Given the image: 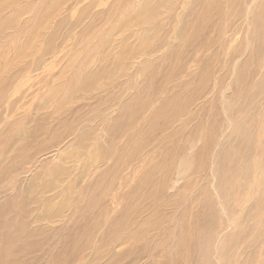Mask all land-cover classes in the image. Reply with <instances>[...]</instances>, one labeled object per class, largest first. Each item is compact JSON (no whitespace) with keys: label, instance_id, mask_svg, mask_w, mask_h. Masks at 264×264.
<instances>
[{"label":"rangeland","instance_id":"374dc122","mask_svg":"<svg viewBox=\"0 0 264 264\" xmlns=\"http://www.w3.org/2000/svg\"><path fill=\"white\" fill-rule=\"evenodd\" d=\"M13 1L4 0L0 8V23L10 14L16 15L17 18L10 28H0V66L3 60L11 61L14 58L15 49L19 43L29 40L30 28H33L39 11L43 12V0H20L16 4ZM111 1L70 0L65 2L62 0L64 5L40 31L34 50L24 56L25 58L20 60L19 64H15L19 65L16 69L13 70L12 65H8L5 68L6 72L0 78V203H5L10 197L17 199L20 194L15 201V208L16 210L21 208L23 193L26 192L30 180L34 177L38 178L36 183H41L50 176L58 177L56 178L58 182L63 183V187L58 189L59 193L71 187L72 194L78 198L71 206L70 202L69 205L62 207L67 198L60 197L55 203L53 202L46 217L43 221H39L40 224L35 223L39 213L38 208H41L38 205L35 210L37 213H34L35 217H32V225L29 229L31 233H35L43 228V231L38 232L39 236L42 235L41 241L37 245L35 240L36 244L29 240L32 244L27 242L29 245L25 243L20 246L17 249L20 259L16 264H109L111 258L118 252L121 257L118 264H151L153 259L162 256L165 245L169 247L176 242L178 236L176 226L179 218L185 213L184 218L192 219L193 212H199L207 205L204 223H217V230L209 246V250L213 253L210 263L219 264L217 247L232 230L233 219L245 216L251 209L253 201L261 193L244 192V186L248 183L250 191L254 188L255 178L252 175L239 174L244 158L250 151L249 146L244 149V158L239 161L237 173H235L237 176L232 179L234 194L228 196L226 202L217 188L214 169L221 160L225 148L232 149L233 146L240 145L234 144L236 142L233 140L227 141L229 138L226 135L229 131H224L223 127L215 130L217 133L213 134V140H215L210 139L207 142L209 154L205 161L198 160L190 171L188 167L185 170L192 175L190 181L188 177H182L179 168L184 154L192 159L197 149L204 146L201 141H196V149L191 148L193 141L189 139L190 132L205 114L206 105L218 93L219 97L221 96L219 80L227 73L230 74V79L234 76L232 67H229L231 56L224 54L223 51L227 50L230 39L235 41L240 36L238 28L243 20H237L241 8L237 5L234 10L232 9L234 13L222 21L225 14L223 8L225 1L231 0H221L220 12L214 15L210 25H207V22L213 16L211 10L198 18L197 22L204 19V26L207 25L205 33H201L191 45L189 43L183 50L181 59L178 60L174 50L170 53L166 51V47L170 44L174 45L173 37L176 30H172L173 21H167L175 17L176 8L170 9V12L163 11L165 8L162 4V8L157 9V13H164L161 18L149 21L155 16L146 15L144 17L146 20L134 19L126 29L120 26L115 30L114 24L123 20L121 12L125 6L128 10H133L131 13L127 12L130 13V18H135L138 16L139 8L142 10L146 1L117 0L110 11L108 7ZM164 1L153 0L151 5L158 7ZM236 1L240 2V0ZM179 2L181 4L184 0ZM4 7L8 9L5 10ZM106 9L109 10V14ZM28 11L29 13L25 15ZM218 21L219 23L216 24ZM159 23H166V26L158 29ZM212 25L215 26L212 27ZM151 29H155V38L145 41L144 35ZM108 32H111L109 36H112L111 39L115 41L113 47L116 50H113L114 52L108 50V58L104 61L107 68L105 66L101 72L109 73L101 77L95 76L96 80L88 79V83L85 81L82 87L71 85L74 74L81 72V77H84L79 67L86 55H92L89 66L91 73L96 75L99 72L102 54L104 56L108 53L104 52L105 47L108 46L105 41V38L109 37ZM125 44L126 47H133L136 50L138 47L139 53L136 56L126 57L122 62L119 53ZM79 45L82 49L78 52V58L77 56L74 58L71 54H74V49ZM199 46L204 53L198 60L194 55L198 52ZM149 52L153 54L140 56ZM244 54H247L245 50L242 51L241 56ZM210 55H214L211 62L214 76L208 88L206 85L202 87L201 84L199 89L202 69ZM256 61L254 58L251 60L250 71L257 69ZM257 62H261L259 64L261 70L254 78L255 87L264 76V57ZM35 63L37 66H33ZM142 63L146 64L141 67ZM66 64H68L67 68L63 70L62 67ZM178 64L182 68L181 73L176 75L174 71ZM16 74L17 76L20 74V77L14 80L13 77ZM55 80L56 82H53ZM26 81L27 83H24ZM191 82L192 85L189 86ZM226 84L223 92L227 90L229 94L231 92ZM20 86L27 89L23 97L16 95ZM172 88L177 90V116L173 114L174 111H170L159 120L151 121L154 105L158 106L159 101V104L164 103ZM51 90L53 92L50 94ZM132 99L134 102L131 101ZM196 99H200L199 103H194ZM257 100L256 102L259 103L262 97L259 96ZM126 102L129 107L124 105ZM61 105L63 108L60 109ZM219 105L220 102L216 103L215 107L220 112V122L224 123L225 113L220 111ZM198 110L200 111L197 121L193 115ZM118 113L124 115L115 126V137L110 138L106 130L108 123L112 122L109 121V117L119 116ZM190 121H192L191 124H189ZM140 132L145 133L140 135ZM238 149L243 150V146ZM94 152H97L100 158L96 164H92ZM253 161L254 157L251 159V165ZM104 168L108 169L104 171ZM256 178L258 181L264 180V167ZM89 185L93 187L95 198L88 210L87 205L83 204L88 196L85 190ZM262 188L264 189V184ZM58 190L48 193V198H54L59 194ZM245 196L248 198L245 199ZM70 197L73 198L71 195ZM250 199L253 201H249ZM240 202H242L240 207H236V204ZM224 203L227 213L223 210ZM32 208L35 209V205ZM88 214L91 216L86 217ZM263 216L264 203L258 217L251 222L253 234L248 236L244 243L246 245L253 237L257 240L251 249L253 253L264 252V223L261 220ZM8 221V218L3 221L5 232L8 230L6 227ZM262 226L263 233L258 234L257 230ZM132 234L135 236L133 240L123 245L124 238ZM39 236L37 234L36 239ZM199 239V243L202 244L201 238ZM172 250H174L173 246ZM197 255V252L192 258H188V255L187 259H182L183 264H194ZM246 258L247 255H244L242 260Z\"/></svg>","mask_w":264,"mask_h":264},{"label":"bare ground","instance_id":"6f19581e","mask_svg":"<svg viewBox=\"0 0 264 264\" xmlns=\"http://www.w3.org/2000/svg\"><path fill=\"white\" fill-rule=\"evenodd\" d=\"M18 1L20 2V0H14L13 3L16 4ZM66 1L68 2L70 0H65V2ZM116 1L117 0H112L110 2V6L108 7V8H110V11H111V9L114 8ZM145 1H146V3L144 5V7H142V10L138 7L140 11L137 13L138 16L135 15L136 16L135 18H132V17L130 18V13L133 12V10L132 9L128 10V7L125 6L121 12L123 20L116 22L114 24L115 25L114 29L116 27H120V26L123 29H126V27H128L133 22L134 19L138 21L139 19H143L146 15L155 16V17L149 19V21L150 20L154 21L158 18H161L164 13H160V12L157 13V9L158 10L161 9L162 4L164 5V8H165V9H163V11L164 10L169 11L170 9L172 10V8H176L175 17H172V18L168 19V21H167V22L173 21V24H174L173 27L174 28L172 30H174V31L176 30V33H174V37L172 36V33H171V38L172 37L174 38V41H173L174 45L172 46L170 44L168 47H166L167 48L166 51H168L170 53L172 50H174L173 52H174L176 58H178V60L181 59L183 50L186 47H188L189 43H190L189 45H191L192 41L194 42V40L199 35H201V33L204 32L206 26L210 25V23L214 19V15L218 14L220 12L221 7H222V5L220 4L221 0H184V2L181 4H179L180 0H165L164 3H160V5L158 7H153L151 5L153 0H145ZM225 2H226V4L223 6L225 14H224V17L222 18V21H224L228 16H230L231 13H234L233 10L237 5H239L238 7L241 8L239 15L235 13L236 15H238L237 21L243 20V23L242 24L240 23V27L238 28L240 36L237 37V39H235V41L233 39H230V42L228 41L229 43L227 45L228 46L227 50L223 51L224 54H229L231 56L230 62H229V67H232V71L234 73V76L230 79V74L227 73L224 77H222L219 80L220 90L222 91L221 96L219 97V93H218L216 96L213 97V100H211V102H209L208 105H206L207 109L205 111V114L203 113L204 114L203 117L201 116L202 119L200 118V121L197 122V124H195L196 126H194V128L190 132V138L189 139H190V141H193L191 148L196 149V147H197L196 141L197 142L201 141L204 146L200 149H197L196 153L193 154L192 159L187 157L188 156L187 154H184L181 157V163H180L179 170L181 172V175H183L182 177H184V178L188 177L187 179L190 181L192 175L190 172H185V170L188 167L189 171H190V168L194 167L195 162L198 160L205 161V159L207 158V156L209 154V147L207 146V142L210 141V139L213 140V134H217V133H215V130L223 127L224 131H226V132L229 131V132H227L228 134L226 135V137L229 138L227 141L233 140L236 142L234 144H240V145L239 146L235 145L233 147L231 146L232 149L225 148L224 154L221 155L222 156L220 158L221 160L215 165V169H214V176H215V179L217 181V188L219 190L220 196H224V200L226 202L227 197L232 196V194H234V185H233L232 179L237 176L235 173H237L238 163L240 160H243V158H244L243 157V151L247 146H249L250 151L244 158V163H243V166H242L239 174L243 175V176L244 175H252L255 178L254 188L250 191V184L248 183L247 185L244 186V189H245L244 192H247V193H259V192H261V193L258 195V197L256 198L255 201H253L251 199L249 200V201H253V203H252L251 209H249L247 211L245 216H243V217L238 216V217L233 219L232 230L229 232V234L227 235L225 240L221 242L219 247H217L218 263L219 264H264V258H263L264 252L263 253H257V252L253 253V251H251V249L254 247V245L257 241L254 239V237L250 240V242H248L246 245H244V243L246 242V238L253 234L251 222H252V220H254L255 218L258 217L260 210L263 207V203H264V189L262 188V185L264 184V180L258 181L256 178L259 171H261L264 167V76L256 84L257 87H255L254 82H253L254 78L258 76V71L261 70V65H259L261 62L259 63L257 61L261 60V58L264 57V0H240V2H238L236 0H231L230 2L229 1L228 2L225 1ZM80 3H81V1L79 2V4ZM3 4H4V0H0V8L3 6ZM43 5H44L43 6V12L39 11L40 13L36 17L33 28L32 27H31L32 29L30 28V35L31 36H30L29 40L26 41L27 43L21 42V43H19V45H17V47L15 49L14 58L11 61H9L7 59L2 61V64L0 66V78L6 72L5 68L8 65H12L13 70L16 69V67L19 65H15V64H19V61L22 60L23 58H25L24 56L29 55L32 52V50H34V48L36 47L37 42L39 40V37H40V31L44 28V26L48 25L50 19L62 8V6L64 4H63L62 0H43ZM117 5H118V3L116 4V6ZM4 9L6 10V9H8V7H4ZM115 9H116V7H115ZM207 11H210L212 14L211 13H208V14H211L213 16L209 19V21L207 22V25L204 26V24H205L204 19L201 21H198V22L196 20L198 18L203 17V15ZM106 12H107V14H109V10L106 9ZM127 12H130V13H127ZM28 13H29V11L26 12L25 15H27ZM15 19H17L16 15H14V14L8 15L7 19L4 20L2 23H0V28L1 29L2 28L7 29L8 27L10 28L15 23ZM218 23H219V21L216 24H218ZM234 23H236V22H234ZM158 26H157L158 29L160 27H165L166 23L165 24L159 23ZM214 26L215 25H212V27H214ZM92 28H93V24H92ZM114 29H113V31H114ZM210 32H211V30H210ZM110 33L111 32H108L107 36H109ZM154 33H155V29L154 30L151 29L149 31H146V33L144 35L145 41H149L150 39H152L154 37ZM166 33H169V32H166ZM111 37L112 36L105 38V41L107 42L108 46L105 47L104 52L105 53L108 52V53H106V54L104 53L105 54L104 56L102 54V57L100 59L102 62V65H101V69L98 67L99 72L96 75L94 73H91V71L89 70V66L91 65L90 63H91L92 55H88V56L86 55L84 57V61L81 62V65L79 67V70H81L83 72L84 77H81L82 76L81 72L78 74H74L72 80L70 79L71 85H73V84L74 85H81L80 87H82L84 82L85 81L87 82L88 79L89 80H91V79L96 80L95 76L101 77V76H103V74L109 73L108 71H106V73H102L101 71L105 66L107 68V64L104 65V63H105L104 61H106V59L108 58V55H109L108 50H110L112 52H114L116 50V49L114 50V47H113V43L115 41L112 40ZM142 42H144V41H142ZM138 43H137V45H138ZM149 45H151V44H149ZM147 46H148V44H147ZM123 47L124 48H122V51L119 53L121 56L120 59H122V62L126 57H129L132 55L136 56V54L139 53L138 47H137V50L134 49L133 47H131V48L126 47V44ZM199 47L200 48H199L198 52L196 53V55H194V56H197L198 60H199V58L202 57V55L204 53V51L201 50V46H199ZM81 49H82L81 45L77 46L74 49L75 50L74 54H71V55L74 56V58L76 56L78 58V54H79L78 52H80ZM217 49H218V47H217ZM29 50H30V52H28ZM243 50H245L247 54H244V56H241ZM90 53L93 54V52H90ZM152 54H153V52H149V53H145V54L143 53L140 56H145V55L150 56ZM213 57H214V55H210L208 62H206L203 66L202 74L200 73L201 74L200 82L198 84L199 89L201 87V84H202V87L206 85L207 88L209 85H211V79L214 76V74H212V68H211V62H212ZM253 58L257 60L256 61V64H257L256 68L257 69L250 71L251 60ZM162 61H164V60H162ZM236 61H238V62L235 64ZM194 63H196V62H194ZM116 64H118V63H116ZM145 64L142 63L141 67L144 66ZM151 64L152 63H150V65ZM181 64H182V62H181ZM67 65L68 64H66L65 66L62 67V68H64L63 70H65L67 68ZM158 65H160V63H158ZM33 66H37L36 63ZM118 66H119V64H118ZM118 66H117V68H118ZM137 66H139V65H137ZM93 67H94V64H93ZM108 68H109V66H108ZM163 68H165V67H163ZM181 68H180V65L178 64L174 73L176 75H179L181 73ZM137 71H139V70H137ZM216 71H217V69H216ZM17 75L18 74H16V76L13 77L14 80H16L20 77V74H19V76H17ZM24 76H28V75L24 74ZM24 76H22V77H24ZM114 77H115V74H114ZM166 79H168V78H166ZM27 81H29V80H27ZM27 81L24 83H27ZM35 82H36V80H35ZM53 82H56V80ZM6 83H8V82H6ZM151 83H153V81ZM215 83H217V82H215ZM0 84H1V82H0ZM189 84H190L189 86H191L192 82ZM225 84L227 85L228 90L231 93L228 94V92H226L227 90H224V92H223ZM104 85H106V84H104ZM24 86H22V87L20 86L21 88L18 89V92L16 93V95L18 94L19 97L20 96L23 97V94L27 90L26 88L23 89ZM153 87H155V86H153ZM78 89H80V88H78ZM199 89H198V93H199ZM135 91H136V89H135ZM51 92H53V90H51L49 93L51 94ZM140 92H141V90H140ZM132 94H133V92H132ZM168 94H169L168 97L167 96H166L167 98L165 97L166 100L164 98V100H165L164 103L159 104V102H160L159 101L158 106L154 105V108L151 111V118H150V119H152L151 121L159 120L163 115H165L166 113H169L170 111H174L173 114L175 116H177V114H178V108L176 105L177 104L176 103V101H177V90L173 89L172 91H169ZM259 96L262 97V101L257 103L256 101H258L257 99L259 98ZM20 100H21V98H20ZM131 101L134 102V99H132ZM198 101H200V99L194 100V103H196ZM218 102H220V105H219L220 111L223 114L225 113L224 118L226 119V121L224 123L220 122V119H219L220 112L215 107V104ZM124 105H126V107H129V104L127 102ZM123 106H121V108ZM61 108H63V105L60 106V109ZM199 111L200 110L195 111V113L193 115V117L197 121L199 118V115H198ZM123 115L124 114L120 113L119 116L117 115L118 117L117 116H115V117L110 116L109 117V121H112V122H109L107 127H106L108 137H110V138L115 137V131H116L115 126L120 121V119L122 118ZM191 117H189V118H191ZM191 123H192V121L189 122V124H191ZM144 133L140 132V135L141 134L144 135ZM251 141H252V143H251ZM184 142H186V141H184ZM161 143H163V142H161ZM241 146H243V150L240 151L238 148H241ZM235 148H237V149H235ZM96 150H100V149H96ZM255 153H256V155H255ZM195 156H197V157L194 158ZM252 157H254V161H253V164L251 165ZM189 159H191V160H189ZM99 160H100V158H99V156H97V152H96L95 156H93L92 164H94V163L96 164V162H98ZM53 162H54V160H53ZM107 169L104 168V171ZM0 175H1V172H0ZM65 177H66V175H65ZM56 178H58V177L50 176V177L46 178L41 183H36L37 182L36 180L38 178H35V177L32 180H30L29 185L27 187V190L25 193H23L24 196H22L23 200L21 201V208H18V210H16V208H15L16 207L15 201L18 199L20 194H18L17 199L15 197H10V198L6 199L5 203H3V204L0 203V264H16V263H19V259H20L19 255L20 254L17 252V249L20 246L24 245L27 242L32 244V242H34V240L37 242V245H38V243H40V241H41L40 238H42V235L39 236L38 232H41L44 229L41 228L40 230L36 231L35 233H31V231L29 229L30 226L32 225L31 219H32V217L33 218L35 217L34 213L36 212L35 210L38 208V205H40L41 208H38L39 213H38V216L36 217L35 223L40 224L39 221H41V220L43 221V218L46 217L47 211L52 208L53 202L55 203V201L59 200L60 197L64 196L65 199L67 198L66 203L64 202L62 207L69 205L70 202H71V204H70V206H71L72 204H74L76 199H78L77 197H75L72 194L71 187H67L66 189H63L62 193H59L58 189L63 187V183L62 182L59 183L58 179H56ZM91 183H92V181H91ZM91 187H92V185H89L87 190H85V193L88 196L85 198V201L83 204V205H87L88 210L90 209L91 202L93 203V200L95 198L93 187L92 188ZM56 190H58L59 194L55 195L54 198L52 197V199L51 198L49 199L47 196L48 193H50L51 191H56ZM20 193H22V192H20ZM70 195L73 198H71ZM244 198L246 199V198H248V196H245ZM249 201H247V202H249ZM241 204H242V202L236 204V207H240ZM34 205H35V209L32 208V206H34ZM223 206H224L223 210L227 213V207L225 206V203ZM207 209H208V205L203 207L202 210H200L199 212H196V213L193 212L192 213V219H188V220L186 218H184V216H183L185 214L184 213L179 218L178 225L176 226L177 231H178V236H177L176 242L173 244H170L169 247L167 245H165V247L163 249L164 252H163L162 256L160 258L153 259L151 261V264H170V263L183 264L182 259H187L186 257H188V255H189L188 258H192L196 252L198 253V255H197L198 257L196 258V262H194V264H211L210 262H211V258L213 256V253H212V251L209 250V246H210L211 242L213 241L214 232L217 230V223H213V224H211L210 222H208V224L204 223V218L206 216V210ZM210 213L212 214V212H210ZM215 213H216V211H215ZM12 214L13 215L15 214V216H13ZM90 216H91V214H88L86 217H90ZM6 218H8L9 221L7 222V226H6L8 228V230L5 232V230H4L5 225L3 224V221ZM82 218H84V217H82ZM261 220L264 223V216ZM217 222H218V220H217ZM32 223H33V221H32ZM126 223H128V222H126ZM120 231H121V229H120ZM261 232L263 233V226L257 230L258 234H260ZM37 234L39 236L38 239H36ZM134 237L135 236H133V234H132L131 236H128V238L127 237L124 238L125 241H123V245H125V244L127 245V243L130 240H133ZM199 238H201L202 244L199 243V240H200ZM29 240H31L32 242H29ZM37 245H36V247H37ZM172 246H173L174 250H172ZM160 248H162V247L160 246ZM24 249H25V247H24ZM26 249H27V245H26ZM244 255H247V258L243 261L242 258ZM111 259L112 260L109 262V264H118L121 261L120 252H118L116 255H114Z\"/></svg>","mask_w":264,"mask_h":264}]
</instances>
